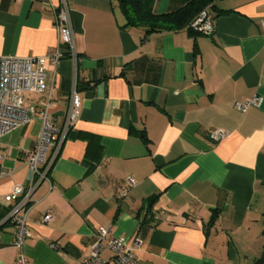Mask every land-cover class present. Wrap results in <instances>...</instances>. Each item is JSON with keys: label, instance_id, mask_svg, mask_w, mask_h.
I'll return each instance as SVG.
<instances>
[{"label": "crops", "instance_id": "1", "mask_svg": "<svg viewBox=\"0 0 264 264\" xmlns=\"http://www.w3.org/2000/svg\"><path fill=\"white\" fill-rule=\"evenodd\" d=\"M66 2L76 65L58 42L60 0H0V56L63 52L56 65L44 62L53 87L22 95L33 119L0 140V212L13 185L31 180L25 155L41 132L42 97L56 128L72 88L80 103L31 193L27 264H80L100 228L125 239L135 264H264V1H216L209 34H146L123 27L117 0ZM253 97L245 111L236 107ZM18 253L7 222L0 264H15ZM100 257L115 264L107 248Z\"/></svg>", "mask_w": 264, "mask_h": 264}, {"label": "built area", "instance_id": "2", "mask_svg": "<svg viewBox=\"0 0 264 264\" xmlns=\"http://www.w3.org/2000/svg\"><path fill=\"white\" fill-rule=\"evenodd\" d=\"M54 25L58 42L67 46L65 52L76 65L77 52L73 44L72 24L66 0H60L59 5L54 9ZM196 25L205 34L212 32V25L205 11L201 13ZM62 56L63 52L59 48L53 53L42 56H0V140L33 119L35 108L24 107L22 93L35 92L42 95L46 88H52L54 72L48 73L44 62L51 60L56 65ZM42 100H44L45 109L40 115L41 132L35 147L25 155V162L32 172L31 180L27 187L20 184L13 185L10 193L5 196L6 201L11 202L6 219L14 227V246L19 249L15 264H27L22 246L25 238L29 236L26 216L31 206V193L40 181L47 179L48 171L63 141L79 117L80 103L75 88H72L70 92L68 111L61 128H56L47 115L48 99L42 97ZM256 101V97H253L236 103V107L240 111H245ZM129 183L133 184V180L130 179ZM51 220V214H46L42 218L44 223ZM107 232L103 228L96 231V239L90 247L89 254L80 264H108L100 257V252L104 248L112 252V261L115 264H135L132 248L125 239L123 237L108 238Z\"/></svg>", "mask_w": 264, "mask_h": 264}, {"label": "trees", "instance_id": "3", "mask_svg": "<svg viewBox=\"0 0 264 264\" xmlns=\"http://www.w3.org/2000/svg\"><path fill=\"white\" fill-rule=\"evenodd\" d=\"M118 7L124 16L123 27H143L146 34L152 32L177 31L186 29L189 33L202 32L196 25V21L203 11L209 17V10H215L218 0H189L177 10L164 13L154 11L155 0H117ZM228 12L223 10L217 14ZM71 134V130L67 136ZM8 209L0 212V228L8 222L6 215Z\"/></svg>", "mask_w": 264, "mask_h": 264}, {"label": "rangeland", "instance_id": "4", "mask_svg": "<svg viewBox=\"0 0 264 264\" xmlns=\"http://www.w3.org/2000/svg\"><path fill=\"white\" fill-rule=\"evenodd\" d=\"M23 96H25V98H33V97H35L34 96V93H30V92H24L23 94H22Z\"/></svg>", "mask_w": 264, "mask_h": 264}]
</instances>
